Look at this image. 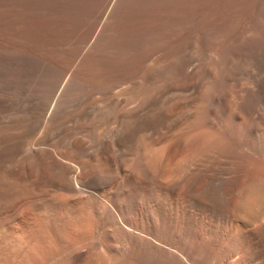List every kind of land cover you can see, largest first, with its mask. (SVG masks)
Wrapping results in <instances>:
<instances>
[{
    "label": "bare ground",
    "instance_id": "6f19581e",
    "mask_svg": "<svg viewBox=\"0 0 264 264\" xmlns=\"http://www.w3.org/2000/svg\"><path fill=\"white\" fill-rule=\"evenodd\" d=\"M0 264H264V0H0Z\"/></svg>",
    "mask_w": 264,
    "mask_h": 264
}]
</instances>
